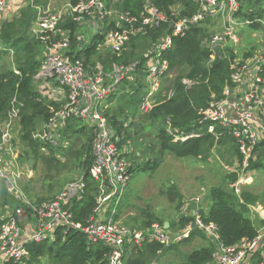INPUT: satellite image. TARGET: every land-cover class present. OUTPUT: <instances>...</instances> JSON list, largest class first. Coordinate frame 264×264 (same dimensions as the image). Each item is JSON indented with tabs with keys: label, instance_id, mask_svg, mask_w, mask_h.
I'll use <instances>...</instances> for the list:
<instances>
[{
	"label": "built area",
	"instance_id": "2783aa9c",
	"mask_svg": "<svg viewBox=\"0 0 264 264\" xmlns=\"http://www.w3.org/2000/svg\"><path fill=\"white\" fill-rule=\"evenodd\" d=\"M194 1L198 12L193 15L181 17L178 8L172 10V15L177 19L171 22V35L161 38L148 55L150 61L145 71L147 89L139 107L143 113L151 112L158 94L166 87L165 79L171 74L170 63L165 54L172 49L173 38L206 20L221 18V31L204 41L210 54L207 65L210 68L214 62L228 59L231 62L232 86L225 88L220 101H212L201 112L202 122L208 124V130L212 133L218 128L231 131L242 156L240 168L243 173L250 174L252 163L256 160V148L264 142V50L262 53H259L260 49L254 50L245 58V55L239 54L238 47L243 43V35L251 31V26L255 23H260V30L264 31V19L250 21L240 16V0ZM35 2L36 0H27L28 5H35ZM37 9L38 16L32 34L44 46L45 51L41 70L36 78L39 89L46 90L48 97L60 104V108L32 133V138L46 154H50L49 146L60 151L68 148L65 131L70 122L78 120V125H88L92 133L94 160L89 174L95 185L92 192L95 206L86 224L77 222L74 209L87 192L85 175L70 181L54 199L41 203L30 199L20 190L18 182L22 173L17 156L11 147L8 148L10 129L14 120L19 118V110L13 109L8 121L1 126L0 181L6 183L19 205L6 216L0 226L1 263L20 264L29 257L28 246L31 244L51 245L57 242L61 233L66 235L75 230L83 232L89 243L105 245L109 250V264H127L129 248L151 243L169 247L183 242L197 229L217 243L215 259L218 264H246L256 256L260 258L259 264H264V225L254 240L226 247L219 243L217 225L203 221L199 211L201 198L184 205V208L191 204L197 206L193 212L194 222L177 233L159 223L138 229L125 226L119 221L133 165L125 156L126 147L121 145L126 130L119 134L105 116V111L107 101L118 91L121 83L132 79L138 63L127 66L114 64L110 73H105L102 65H96L94 72L88 71L84 58L69 54L71 30L64 28L63 24L67 19H72L80 26H89L94 36L105 35L99 50L121 54L133 38L149 35L152 30L168 21L167 16L149 2H146L145 14L141 16L118 11L103 0L70 3L57 10ZM11 12L12 0H0V53L5 50L1 40L3 24ZM79 34L81 38L82 29ZM81 43L79 49L88 44ZM230 52L240 57L232 60ZM184 83L193 85V82L187 80ZM50 84H54V87H50ZM125 126L129 129L128 123ZM190 137L192 136L183 135L176 139L186 140ZM4 149L7 150V156ZM60 155L56 153V157ZM248 174L239 175L238 181L232 184L231 188L237 195L242 193L243 187L253 182L252 175ZM260 217L264 220L263 212Z\"/></svg>",
	"mask_w": 264,
	"mask_h": 264
},
{
	"label": "trees",
	"instance_id": "16d2710c",
	"mask_svg": "<svg viewBox=\"0 0 264 264\" xmlns=\"http://www.w3.org/2000/svg\"><path fill=\"white\" fill-rule=\"evenodd\" d=\"M80 1L86 0H72V4H77ZM103 1L109 7H113L118 11L130 12L137 16L145 14V4L149 2L158 11L164 13L168 19L159 28L152 30L149 35L133 38L121 54H113L106 51L108 55L104 58L103 62H99L103 66L105 73H110L114 64L127 66L138 63L133 73V79L125 80L120 85V89H134V94H124L122 99L127 97L130 100L128 110L132 115H128L125 118H135L137 113H140V99L145 89L143 83L145 71L150 60L149 56L140 55L137 52L139 42L148 41L150 42L149 45L157 44L161 38L171 35V22L177 19V17L172 15L174 8H178L180 10L179 16L184 17L197 13L198 6L194 0ZM240 1V16L250 21H255L258 18L264 19L263 0ZM245 1H247L248 5L245 4ZM40 4L41 0H36L35 5H29L21 11L17 15L19 16L18 18L6 19L3 24L1 40L5 50L1 53L0 57L2 58L6 53L7 55L11 52L15 54L16 68H0V124L8 121L13 109H18L23 140L27 142V145L36 156L53 164L55 160H58L55 148L49 146L50 154L55 157L53 159L46 158L43 156L44 154L40 155L42 154L41 145L32 138V133L38 126L46 123L53 113L60 108V104L52 101L46 91L39 89V82L36 78L41 70L42 58L45 51L44 46L32 34V28L38 16L37 8ZM209 22V20H206L191 27L183 35L173 38V47L165 55L170 63V74H174V77L171 80L170 87L168 89L165 87L167 90L166 94L160 97L153 110L144 116L148 117L151 125L143 128L141 126L140 128L142 132L150 129L152 125L158 124L159 132L154 137V141L148 142L146 140L141 145L146 146L149 152L157 151L159 148L162 154L170 153L177 158L195 159H206L214 148L230 145V149L238 157L239 162H241L242 156L239 145L231 131L218 128L212 133L208 130V124L202 122L201 112L206 110L212 101H220L224 96L225 88L232 86L230 79L231 62L228 59L218 60L210 68L207 65L210 54L204 45V41L209 37V33L204 26ZM63 27L71 30V52L69 54L77 58H84L86 66L90 65L91 67H95L96 64L91 62V60L99 52V45L104 42L105 35L94 36L89 44L79 49L82 44L80 41L79 23L72 19H67ZM260 29V23H255L251 26V31ZM230 54L232 60L240 57V55L236 56L232 52ZM248 56H250V53L244 57L247 58ZM147 59H149L148 62ZM171 75H168L165 81ZM185 80L193 82V85L188 86L184 83ZM119 92L113 94L111 99L116 98ZM107 110L108 108L105 111V116L117 129L119 134H122V131H124L122 130L124 129V121L119 117L118 113L112 114L110 110ZM39 122L41 123L39 124ZM78 122V120H75L68 124L65 135L70 129L73 131V133L68 135L69 146L57 153L62 154L64 158L67 156L70 157V155H76L79 159L80 171H83L82 175H85L88 186L84 199L76 203L74 213L77 222L86 224L95 206L92 193L94 192L95 185L89 174L94 160L92 133L91 137L83 144L80 150L71 153L77 143V139L73 138L77 134L79 135L80 132L85 131V128L82 130L76 128V126H79L77 124ZM125 130V138L121 142V145H127L129 141L128 129L125 128ZM183 135H191L192 137L186 140L176 139ZM1 136L2 133L0 132V138ZM256 153L258 154V160L252 163V169L260 171L263 169L264 163V142L257 146ZM126 157L130 161L135 158L129 155H126ZM162 161L163 157H156V159H149L144 163H138V166L132 163L131 174L133 175L139 169L141 171L153 169ZM238 179L239 174L237 172L230 173L227 176L230 188ZM73 180L71 179L70 181ZM230 188L218 187L211 189L208 194L209 206L206 211L202 206L203 202L199 206L203 221L217 225L220 237L219 243L226 247L236 246L242 241H252L258 236V228L251 218L252 216H250L252 213L250 207L259 202V196L252 192L250 188L243 189L240 195H237ZM0 189L5 195L12 197V202L15 206L19 205L15 197L9 192L5 182L0 181ZM44 201L48 200H38V203ZM151 222H156L164 226L159 218H155L154 221H148L145 225L147 224L146 226L148 227L152 225ZM193 222V214L189 217L184 215L172 223L170 228L175 229L173 231L176 232L183 231ZM2 224L3 221L0 226ZM133 228L141 229L145 228V226H134ZM197 237H204L206 239L207 236L196 229L189 238L181 243L189 242ZM208 241L211 244L192 251L187 256L184 264H214L218 245L211 240L212 243L210 239ZM175 246L177 244L164 247L156 243H151L144 244L141 247H131L128 250L127 264H153L162 254L169 249L175 248ZM28 250L29 257L20 264H39L41 259L47 256L54 258L57 264H109L108 248L103 244L94 245L89 243L86 235L81 231L71 230L66 235H62L61 233L56 243L51 245L31 244L28 246ZM0 264H2L1 261ZM4 264L18 263L7 262Z\"/></svg>",
	"mask_w": 264,
	"mask_h": 264
},
{
	"label": "rangeland",
	"instance_id": "374dc122",
	"mask_svg": "<svg viewBox=\"0 0 264 264\" xmlns=\"http://www.w3.org/2000/svg\"><path fill=\"white\" fill-rule=\"evenodd\" d=\"M70 3H72V0H41V4L38 8L42 10H57ZM245 4L248 5L247 1H245ZM262 5H264V2ZM28 6L27 0H24L21 9L11 12L8 18H18L19 16L17 15ZM209 21L210 22L204 26L208 30L209 36L221 31V18ZM80 29H82L80 41L89 44L94 37V32L89 26H80ZM149 43L148 41L139 42V49L137 52L140 55L148 56L154 48V45H149ZM259 49V53H262L264 50L263 30H252L243 35V43L238 47L240 55H246ZM1 53H3V51ZM107 55L108 53L106 51L99 50V52L92 57L91 62L97 65L98 62H103ZM15 57V54L12 52L9 55L6 53L2 58L0 57V68L15 69ZM148 60L149 59H147V62ZM173 77L174 74L165 81L167 89L170 87ZM165 90L166 88L158 94V100L156 102L159 101L160 97L166 94L167 90ZM122 96L123 95L119 94L116 98L110 99L107 111L110 110L112 114L118 113L119 117L123 121H126L125 117L132 115L128 110V107H130V100H128L127 97L122 99ZM50 99L53 101L52 98ZM122 110H124V112L121 113ZM139 112L142 114L140 109ZM144 116L145 113L142 115L137 113L135 117L138 122L136 128H138V125H141L142 128L151 125L148 117ZM19 121L20 118L13 122L12 128L10 129L11 140L8 145V148L11 147V150L17 156L19 170L22 173L21 179H19L18 182L19 188L30 199L36 202L38 200H49L54 198L64 189L71 179H75L83 174V171H80L79 159L76 155H70V157L67 156L64 158L61 154L57 157L58 160H55L53 164H51L36 156L27 145V142L23 140V133H21L22 126ZM40 123L41 122H39V124ZM2 124L3 123L0 124V127ZM41 126L40 124L38 128ZM76 128L79 130L85 128V131L80 132L79 135L77 134V136L73 138L77 139V143L73 147L71 153L80 150L83 144L91 137V131L87 124H84V126H76ZM2 129L3 127L0 128V132H2ZM136 130V133L133 129L128 130V135L132 139L133 152H135V155H133L135 158L133 160L131 159L129 162L138 166V163H144L149 159H156V157H163V161L153 169L143 171L139 169L132 175L131 181L125 192L119 216V221L130 228L134 226L147 227L145 223L154 221L155 218L161 219L164 226L166 224L169 226L180 217H183L184 214L190 216L192 213L186 212L183 207L187 202L194 201L197 198L203 199L202 206L206 211L209 206L208 194L211 189L218 187L225 189L230 188L227 176L230 173H234L235 170L239 175L248 174L243 173L239 165L238 157L230 149V145L214 148L206 159L177 158L170 153L162 154L159 148L157 151L149 152L146 146L141 145L142 142L147 140L144 139L147 136L149 137L148 142L154 141V137L159 132L158 124L152 125L150 129L142 132L139 129ZM68 132V134L66 133L65 135V140L69 143L68 135L73 133V131L70 129ZM5 150L6 149H4L3 152L6 155L7 150ZM58 151L60 150L56 149V153ZM41 152L42 154L40 155L44 154L43 156L46 158L53 159L55 157L51 154H46L42 147ZM255 157L256 160L254 162L258 160L257 153ZM262 170L263 171L258 173L259 179L257 178L256 180L255 175L258 171L251 169L250 174L253 176V182L243 187V189H252V192L259 196V201L264 204V169ZM10 197L5 195L0 189V224L16 207L12 202V197ZM250 216H252V214ZM251 218L253 219V217ZM207 238L208 237H206V239L204 237H198L189 242L177 243L175 248L167 250L153 264H184L187 256L192 251L211 244L208 241L209 238L208 240ZM39 264H57V262H55L54 258L47 256L43 257Z\"/></svg>",
	"mask_w": 264,
	"mask_h": 264
},
{
	"label": "crops",
	"instance_id": "0c3cea01",
	"mask_svg": "<svg viewBox=\"0 0 264 264\" xmlns=\"http://www.w3.org/2000/svg\"><path fill=\"white\" fill-rule=\"evenodd\" d=\"M23 2H24V0H12V12L13 11H18L19 9H21V5L23 4ZM10 15V14H9ZM10 18V17H9ZM8 18V19H9ZM95 35V34H94ZM89 42V41H88ZM97 65H101L99 62L97 63ZM95 67H93V68H91L90 67V65H88V71H90V72H94L95 71V69H94ZM133 77V75L131 76V78ZM144 85H145V89L143 90V93H142V96L144 95V93H146V89H147V84H146V76H145V79H144ZM50 87H54V84H50ZM120 89V88H119ZM118 89V91L117 92H119L117 95H119V94H121V95H124V94H134L135 92H134V89H129V88H121L120 90ZM46 91V90H45ZM116 92V93H117ZM142 96H141V98H142ZM111 99V98H110ZM109 99V100H110ZM109 100L107 101V103H106V105H107V108H109ZM158 100V97H157V99H156V101ZM140 102H141V99H140ZM156 104H157V102H156ZM156 106V105H155ZM139 109H140V107H139ZM141 111V110H140ZM142 114H143V112H142ZM142 114H140L139 113V115H142ZM145 114H147V113H145ZM128 123V128L131 130V129H133L134 130V132L136 133L137 132V130L136 129H139L140 130V128H141V125L139 126L138 125V128H136L137 127V124H138V122H137V119L136 118H133V117H129L128 119H126V121H124V129L126 128V124ZM131 124V125H130ZM124 129H122V130H124ZM127 129V128H126ZM128 129V130H129ZM125 134H126V132H125ZM127 136V135H126ZM128 138H129V141H128V143H127V145H123V146H125L126 147V151H127V153H126V155H129V156H133V155H135V152H133V150H134V148H133V144H132V139L129 137V135H128ZM144 139H149V137L147 136L146 138H144ZM139 154V153H138ZM125 155V156H126ZM130 161V160H129ZM133 165V164H132ZM264 169V168H263ZM256 171V170H255ZM261 171H263V170H260V171H258L257 172V174L255 175V178H256V180H257V178L259 179V175H258V173H260ZM253 177V176H252ZM247 188V187H246ZM203 200V199H202ZM203 202V201H202ZM184 208V207H183ZM250 208H252L253 210H255L256 212H253L252 211V209H251V211H252V217H253V220H256V221H254V223H255V225L257 226V228H258V231H259V229L264 225V220L260 217V213L261 212H263L264 213V204L262 203V202H258L256 205H254V206H251ZM185 209V211L186 212H191L192 214H193V212H194V210L195 209H197V206L196 205H193V204H191V205H187L186 206V208H184ZM185 216H187L186 214H184ZM189 217V216H188ZM166 228V227H165ZM166 229H168V230H170V231H172V232H176V231H173V230H175V229H173V228H170V225L168 226V228H166ZM177 232H179V231H177ZM176 232V233H177ZM198 238V237H197ZM210 241H211V239H210ZM212 242V241H211ZM214 242V241H213ZM212 242V243H213ZM215 244V243H214ZM216 245V244H215ZM216 247H217V245H216ZM218 252V248H217V250H216V253ZM259 262H260V258H259V256H256L255 257V259L254 260H252V261H250V262H248V263H246V264H259ZM214 264H218V261L215 259V262H214Z\"/></svg>",
	"mask_w": 264,
	"mask_h": 264
},
{
	"label": "water",
	"instance_id": "95a60500",
	"mask_svg": "<svg viewBox=\"0 0 264 264\" xmlns=\"http://www.w3.org/2000/svg\"><path fill=\"white\" fill-rule=\"evenodd\" d=\"M166 228H168L167 224L165 225Z\"/></svg>",
	"mask_w": 264,
	"mask_h": 264
}]
</instances>
